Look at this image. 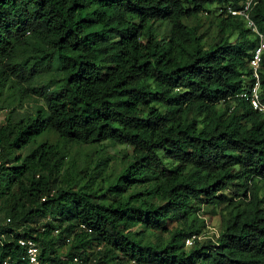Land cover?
I'll return each mask as SVG.
<instances>
[{
  "label": "trees",
  "instance_id": "16d2710c",
  "mask_svg": "<svg viewBox=\"0 0 264 264\" xmlns=\"http://www.w3.org/2000/svg\"><path fill=\"white\" fill-rule=\"evenodd\" d=\"M242 4L0 0V89L52 64L62 75L29 88L43 107L0 126L5 159L32 145L0 162V264H26L20 238L38 243L42 264H264V114L241 95L259 36L228 10ZM214 13L217 38L205 44L186 20ZM249 15L264 33V0ZM260 80L264 103V53ZM47 131L132 151L115 177L100 174L106 162L83 174L60 142H37ZM223 204L217 239L187 248L190 214L214 217Z\"/></svg>",
  "mask_w": 264,
  "mask_h": 264
},
{
  "label": "rangeland",
  "instance_id": "374dc122",
  "mask_svg": "<svg viewBox=\"0 0 264 264\" xmlns=\"http://www.w3.org/2000/svg\"><path fill=\"white\" fill-rule=\"evenodd\" d=\"M218 17L217 14H203L200 17L187 19L186 23L194 26H199V32L202 33L204 43L209 44L217 38L218 29L215 26ZM157 33L160 37H165L169 33L170 25L167 21H159L155 23ZM46 71L37 74L29 82H22L21 84H7L0 89V126L4 125L10 112H14L16 116H27L36 112L39 108L45 104L44 98L29 91V88L39 86L48 83L51 80H60L62 75L56 69V65L52 64ZM49 141L52 143L60 142V149L66 159L73 160L77 163L79 169L84 172L92 171L95 164L106 162L108 166L104 170H100V174L103 176L110 175L115 177L125 167L126 162L123 158L125 152H131L132 147L123 144H114L109 141L96 144H74L65 143L60 141L59 135L55 131H47L37 138V142ZM36 145V144H35ZM32 146V145H31ZM31 146L24 148L21 151L9 150V157L5 159L4 152L0 149V162L5 159V164H13V156L20 152L25 155L31 149ZM9 158L11 160H9ZM225 204L219 206V213L211 217L205 214V210L198 211L190 214L189 223L196 222L198 227V233L193 239L200 240V242L206 240H216L220 230L222 229L223 216L227 217L228 211L224 210ZM8 212L6 209L0 211V223L4 224L8 218ZM204 220V223L202 221ZM169 226L174 228L177 223L169 221ZM192 246V245H191ZM187 246V248L191 247ZM68 246L62 248L63 251Z\"/></svg>",
  "mask_w": 264,
  "mask_h": 264
},
{
  "label": "built area",
  "instance_id": "2783aa9c",
  "mask_svg": "<svg viewBox=\"0 0 264 264\" xmlns=\"http://www.w3.org/2000/svg\"><path fill=\"white\" fill-rule=\"evenodd\" d=\"M257 2V0H243L242 7L240 9H234L232 7H228V10L233 15H241L246 19L247 25L253 31H255L259 36V43L255 48L252 57L250 58L249 65L253 70L254 81L251 83L247 90L242 92V96L247 99L252 107L264 114V103L262 101V86L260 80V68H261V60L262 55L264 53V33L260 32L254 20L250 17L249 13L253 7V5ZM5 234L0 235V240L4 237ZM70 240V239H68ZM19 243L21 246L25 248V254L23 259L26 261V264H42L40 260V247L38 243L33 238H20ZM193 243V238L186 239V245L189 246ZM76 262H79V258L75 257ZM43 264H51L46 261Z\"/></svg>",
  "mask_w": 264,
  "mask_h": 264
}]
</instances>
